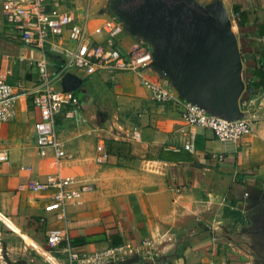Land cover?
<instances>
[{"label": "crops", "instance_id": "crops-1", "mask_svg": "<svg viewBox=\"0 0 264 264\" xmlns=\"http://www.w3.org/2000/svg\"><path fill=\"white\" fill-rule=\"evenodd\" d=\"M222 1L243 13L237 27L243 76L258 80L252 73L264 68V36L257 29L264 26V0ZM90 23L92 30L100 22L95 18ZM120 43L132 49L137 42L126 36ZM39 55L20 43L0 13V77L31 87ZM60 63L52 60L51 69ZM70 72L81 79L74 92L85 122L75 127L63 114L57 119L64 160L56 163L51 150L37 154L38 112L24 95L15 99L12 119L0 122V150L8 152V161L0 162V241L19 257L8 252L10 262L0 264H82L69 260L68 245L92 253L110 245L135 246L143 239L152 240L151 253L145 249L129 255L127 264H258L244 231L252 200L264 196V89L240 100L241 110L255 119L252 132L221 141L208 128L187 125L175 103L152 99L145 84L162 78L152 68L141 73ZM105 81L111 84L109 95L100 104L108 105L111 117L96 124L92 119L101 114L90 107L87 92ZM57 88L62 90L60 81ZM133 128L137 132L127 140ZM180 128L190 136L192 151L181 147ZM105 139L128 142L131 160L117 166L116 156L107 154L97 162ZM57 172L88 187L80 204L67 207L64 219L57 217L52 191L34 188ZM51 228L65 229L67 239L48 251L45 238Z\"/></svg>", "mask_w": 264, "mask_h": 264}, {"label": "built area", "instance_id": "built-area-1", "mask_svg": "<svg viewBox=\"0 0 264 264\" xmlns=\"http://www.w3.org/2000/svg\"><path fill=\"white\" fill-rule=\"evenodd\" d=\"M74 0H0V13L5 24L16 34L23 46L39 52L34 61L36 81L29 88L20 84H11L0 77V122H8L14 115V102L19 94L24 95L38 112L34 123L35 147L38 155L51 150L56 163L67 157L63 142L58 138L56 123L63 114L66 120L74 124L85 122L82 116L80 97L74 91L57 88L65 72L74 69L84 70L88 74L101 71L141 73L152 60L150 46L142 39L125 32L122 22L111 12L105 13L102 21L89 26V11L79 5L67 7ZM83 9V10H82ZM82 10V11H81ZM129 36L136 39L134 48L121 47V38ZM55 55L61 63L51 69L47 55ZM55 65V64H54ZM152 99L160 103L172 102L180 108V114L187 125L208 128L221 141H236L244 134L252 132L254 117L251 113L229 120L212 114L182 98L169 86L165 78L149 81L145 84ZM137 128L129 130L126 139L131 140ZM182 136L181 147L192 151L190 136L183 128L178 129ZM106 151L96 157L97 162L105 161ZM8 161V152L0 150V162ZM21 170H30L29 166H20ZM35 189H50L52 200L58 208L57 217L64 219L69 205H78L88 187L70 176L60 172L50 174L45 181L34 186ZM204 229L212 228L202 225ZM47 250L51 251L66 240V231L51 228L46 234ZM151 239H143L135 246L110 245L92 253H79L67 246L70 261L82 264H127V256L145 250L151 253ZM208 264H215L213 260Z\"/></svg>", "mask_w": 264, "mask_h": 264}, {"label": "water", "instance_id": "water-1", "mask_svg": "<svg viewBox=\"0 0 264 264\" xmlns=\"http://www.w3.org/2000/svg\"><path fill=\"white\" fill-rule=\"evenodd\" d=\"M109 9L125 32L150 46L148 67L180 98L229 120L242 116V56L222 0H110ZM80 83L71 72L60 79L63 91Z\"/></svg>", "mask_w": 264, "mask_h": 264}, {"label": "rangeland", "instance_id": "rangeland-1", "mask_svg": "<svg viewBox=\"0 0 264 264\" xmlns=\"http://www.w3.org/2000/svg\"><path fill=\"white\" fill-rule=\"evenodd\" d=\"M206 1H211V0H198V2L200 4H205ZM76 5H77V3H74V2H71V3L70 2H67L66 3V6L67 7H71V6L74 7ZM78 5L80 7L82 6V8L88 9V11H89V21L91 19H95L96 18L98 20V22H101L102 19H103V17L105 16V13H107L106 11H104V13H103L102 12V8H104V9H107L108 8V0H78ZM226 8H227V10L229 12V17H230V19L232 21V24H233V31H234L235 35L237 36L238 35V29H237V25L235 23V20L232 18L233 16H232L231 7H230V5L227 4ZM89 26H91V23L90 22H89ZM124 37H126V36H124ZM127 37H129V36H127ZM133 40L136 41V39H134V38H133ZM237 40H238V38H237ZM47 58L50 61L57 59L56 56L55 55H52V54L47 55ZM162 77L165 78V79H167L164 76H162ZM98 84H95V86H96L95 88H93V86H92L91 90H89L87 92L88 93L87 96L88 97H91L92 102H94V103L97 102L96 104H93V106H92V102L90 104L91 105L90 107L93 108V111L96 112V111L99 110V112L101 114V115H96L95 118L92 119V122H95L96 124H98V123L101 124V123H104V119L105 118L106 119H110V117H111L110 114L109 115H106V113H107L106 109H107L108 105H106V104L105 105L100 104L101 101L107 100V98H108L107 96L109 95V92L108 91L110 89V85L111 84H108L105 81V82L102 83L103 84L102 85L101 82H100L101 86H100V88H98V89H100V91L97 89ZM169 86H171L170 82H169ZM84 87L87 88L86 84L84 85ZM29 102H28V104L30 106L31 104ZM28 109H30V108L28 107ZM72 125H74V123ZM243 239L246 240V237L244 236ZM4 242L2 243L0 241V262H3V261L10 262L9 261V257H8L9 254H11V256L13 258L18 257V255L15 254L16 253V250L15 249H10L9 251H6V247L3 245ZM8 252H9V254H8Z\"/></svg>", "mask_w": 264, "mask_h": 264}, {"label": "trees", "instance_id": "trees-1", "mask_svg": "<svg viewBox=\"0 0 264 264\" xmlns=\"http://www.w3.org/2000/svg\"><path fill=\"white\" fill-rule=\"evenodd\" d=\"M232 18L235 20L237 27L240 29L242 24L240 23V18L242 17L243 13L238 10L236 5H233L232 8ZM258 33L264 36V26H257ZM254 77H257L258 80L248 78L244 76L245 81V90L243 91L242 96L247 95L253 96L258 91L264 89V68L262 66L256 68L253 73ZM105 151L107 154H112L116 156L117 162L115 165L120 166L122 165V161H130L131 154H130V144L126 141L122 140H114V139H105L104 140ZM186 157H182L185 159Z\"/></svg>", "mask_w": 264, "mask_h": 264}, {"label": "flooded vegetation", "instance_id": "flooded-vegetation-1", "mask_svg": "<svg viewBox=\"0 0 264 264\" xmlns=\"http://www.w3.org/2000/svg\"><path fill=\"white\" fill-rule=\"evenodd\" d=\"M108 0V8H102V12L110 13ZM253 204L250 212H248V224L245 231L248 235V246L253 249V253L258 264H264V196L258 200H252Z\"/></svg>", "mask_w": 264, "mask_h": 264}]
</instances>
